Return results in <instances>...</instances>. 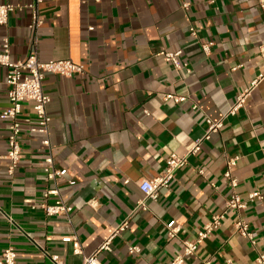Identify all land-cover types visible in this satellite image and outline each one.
<instances>
[{
    "label": "crops",
    "instance_id": "obj_1",
    "mask_svg": "<svg viewBox=\"0 0 264 264\" xmlns=\"http://www.w3.org/2000/svg\"><path fill=\"white\" fill-rule=\"evenodd\" d=\"M259 1L44 0L37 29L30 11L12 14L0 27V42L9 38L13 61L35 50L41 63L71 61L85 74L46 77L50 149L41 135L24 133L20 164L10 174L2 116L9 107L7 72L0 67V260L12 249L17 264H53L54 256L61 264H83L127 222L111 252L97 256L100 264H172L184 243L225 212L221 227L184 264H254L264 255V198L249 201L253 193L264 195V80L242 109L229 113L264 74ZM206 43L213 44L209 56ZM164 51H181L189 73L160 57ZM167 96L186 100L176 104ZM32 116V104H24L21 118ZM207 120L222 129L189 157L157 201L145 199L139 184L162 175L170 156L187 155L205 137ZM50 153L65 173L57 183L43 172ZM234 158L235 190L225 179L226 160ZM54 188L73 208L69 217H49L39 208ZM234 193L246 204L240 212L226 208ZM238 219L248 223L254 244L236 232ZM170 224L179 229L173 239ZM68 237L74 240L64 243ZM132 247L139 252L130 254Z\"/></svg>",
    "mask_w": 264,
    "mask_h": 264
},
{
    "label": "built area",
    "instance_id": "obj_2",
    "mask_svg": "<svg viewBox=\"0 0 264 264\" xmlns=\"http://www.w3.org/2000/svg\"><path fill=\"white\" fill-rule=\"evenodd\" d=\"M44 0H34L32 4L28 6H21L15 4H4L0 5V27H5L8 24L9 18L12 14L16 12H22L23 10H28L31 12L33 24L32 29H37L41 26L42 21L39 18V5ZM57 1V0H54ZM100 0H97L99 2ZM261 10L264 13V0L259 1ZM184 9H188L189 5L184 4ZM93 29H91L92 31ZM196 32L192 30V36H195ZM213 46L212 43H206L202 45V50L206 55H210V49ZM160 57L164 58L167 63H170L174 69L178 72L186 71L189 73L188 66L181 62L182 52H161ZM0 67L4 68L7 72L6 75V86L8 88V102L9 107L3 113V119L8 123V152L6 159L10 162L9 173L12 174L20 164L22 147H21V137L24 133H29L32 135H41L43 137L42 145L50 149V125L51 117L48 114L47 108L51 102L50 97L46 94L44 90V82L48 75H55L63 78H72L74 76H82L85 74V67L83 65L75 64L71 61H50L47 63H41L38 60V56L35 50L31 51L26 60L24 61H13L11 58V44L8 37H5L0 42ZM264 80V74L260 75L256 80H254L248 90L241 94L229 112L230 115H235L240 109L243 108L246 98L253 92L257 86ZM167 100H173L176 104H181L185 102V98L179 96H167ZM29 103L32 104L33 116L27 119H22L23 105ZM194 109H197L195 106ZM148 114V112H146ZM208 131L202 140L196 142L195 146L190 150V152L179 157L177 155H172L167 160L166 171L153 180H144L139 184L140 191L144 195L145 199L157 201L163 190L170 187L175 174L184 169L188 164V159L190 156L197 155L203 143L210 140L211 135L218 133L222 127V123H214L207 120ZM51 152V151H50ZM227 171L225 173V179L228 186L235 190L238 186L237 180L233 177V173L237 166V159H227L226 160ZM43 172L45 174L46 180L49 182L57 183L65 175L64 172L57 170L54 164V156L50 153L45 159V165L43 167ZM202 174V173H201ZM50 197H56L58 200L55 201L53 205H49L47 200ZM264 195L260 193H253L249 196V201L253 202L255 200H262ZM89 205L94 207L95 202H89ZM143 207V203H140ZM36 208V207H35ZM39 208L45 212L49 217L56 216H67L69 217L73 208L66 205L59 198V190L57 188L48 190L44 194V202L40 204ZM227 211L234 210L240 212L246 208V204L241 200L237 194H233L227 202ZM226 212L223 214H218L214 216L197 235V239L194 242L184 243L183 254L178 256L172 264H184L185 258H194L199 248L202 246L204 241H206L216 230H218L223 221L225 220ZM234 228L238 234L242 237L247 238L254 244L253 235L249 232V225L243 219H238L234 223ZM128 227V223L124 222L114 233L108 238L94 253L92 256L85 258L83 264H100L97 260V256L101 252H111V243L115 236L120 232H124ZM168 237L173 239L177 236L179 229L172 226V224L167 226ZM74 240L73 237L64 238L62 241L64 243H70ZM139 249L137 247H132L129 249L130 254L138 253ZM18 256L16 252L12 249H7L0 260V264H17ZM53 264H61L57 256L52 257ZM209 264V263H207ZM228 264H231L230 262ZM254 264H264V255L260 254L255 260Z\"/></svg>",
    "mask_w": 264,
    "mask_h": 264
}]
</instances>
